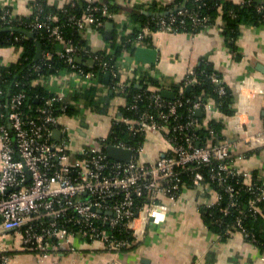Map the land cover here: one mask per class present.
<instances>
[{
	"label": "built area",
	"instance_id": "obj_1",
	"mask_svg": "<svg viewBox=\"0 0 264 264\" xmlns=\"http://www.w3.org/2000/svg\"><path fill=\"white\" fill-rule=\"evenodd\" d=\"M86 1L89 4L84 12L69 17L70 25L79 31L86 42H65L58 54L65 58L67 70L61 75L52 73L39 79L51 87L61 78L62 87H67V94L71 96L76 91L83 92L92 87L96 90V96L102 95V87L103 95L106 96L110 91L127 95L133 81L137 84L147 83V90L152 91L149 94L152 100L144 104V110L138 118L122 115L112 119L110 115L112 124L125 123L129 131L141 133L146 142L135 149L123 140L109 139V133L112 132L109 130L108 134L100 137V147L84 144L76 146L78 136H73L72 127L64 124L62 118L77 119L79 128L89 125L84 118L89 110V102L82 98L70 100L66 98V93L54 92V96L47 100V106L36 109V113L32 114L21 107L25 93L20 91L13 94L8 103V125L0 127V264H17L18 253H33L43 261L53 252L66 247L77 252L79 247L75 240L86 244L100 243L105 251L119 255L142 239L145 231L140 230V222L146 225L165 221L169 205L163 198L168 196L175 200L181 195L186 186L183 174L187 171L191 172L192 185L201 187L205 192L214 191V198L203 203L206 207L221 204V193L213 188L212 182L216 181L221 189L228 192L229 202L220 208L225 214L230 212L231 206L238 205L236 188L226 184V177L242 176L245 181L250 180L248 184L252 183V173L238 168L234 163L232 149L237 147L236 143L221 138L213 139V136H217L214 130L212 138L202 143L195 131H189L203 125L197 117V110L210 114L211 119L214 118L213 114H221L222 108L214 97L187 99L189 111L195 115H191L185 123H169L171 116L175 120L178 118L185 86L201 82L197 70L190 69L185 79L177 83L175 98L164 97L161 89H156L148 81L149 78H155L151 67L139 66L134 69L131 66L134 74L131 79L124 80L122 73L128 71L124 55L114 60L109 55L110 45L94 48L88 37L90 32H100L108 22H113L111 19L115 18L116 13L109 10L106 4H95L97 0ZM75 3L76 0H73L71 6ZM0 9L3 23L12 26L15 20H22L10 8L0 5ZM35 9L31 28L45 29L52 41H64L62 24L54 23L59 15L53 12L43 14L40 2L35 4ZM63 10L68 11V8ZM97 10H101L106 19L96 17ZM207 19L198 10L180 6L168 10L167 14L155 15L154 22L142 24L134 35L131 32L135 25L128 17L119 23L118 42L125 40V43L137 48L147 46L155 33L195 34L185 28L188 21L206 27ZM130 52V49L125 48L123 54ZM42 56L50 58L52 53L42 52ZM77 57H81L84 63L78 62ZM90 61L102 72L110 74L109 84L105 85L98 71L90 68L93 67L88 63ZM209 77L220 96L228 94L230 90L222 75L212 72ZM2 92L0 89V94ZM140 98H143L142 93L135 95V101ZM56 99L66 103L59 107L62 111L59 115L54 114L50 107ZM131 106L136 108L137 103ZM69 107L76 108L78 114H67ZM56 130L60 131L59 139L55 138ZM244 134L246 141L253 147L263 141V134H257L250 128L244 129ZM152 136L161 137L168 144L156 156L146 151V143ZM109 146L132 149L131 160L110 158L107 154ZM206 166H210L208 177L201 170ZM251 189L249 210L259 211L258 202L264 200V181ZM242 218L240 216L236 221V231L258 247L257 237L243 224ZM230 228L227 227V232L231 231ZM119 233H129L133 240L128 236L120 237ZM258 249L264 260V250Z\"/></svg>",
	"mask_w": 264,
	"mask_h": 264
},
{
	"label": "crops",
	"instance_id": "obj_2",
	"mask_svg": "<svg viewBox=\"0 0 264 264\" xmlns=\"http://www.w3.org/2000/svg\"><path fill=\"white\" fill-rule=\"evenodd\" d=\"M72 1L0 0V5L10 8L16 17H28L34 12L36 2L64 9ZM232 1L243 2V0ZM119 2L127 7L145 4L144 11L165 13L176 0H120ZM184 5L185 2L180 6ZM128 14L127 10L116 13L118 24L127 20ZM222 24L223 21L218 17L195 34L188 32L152 34L147 46L157 49L156 62L145 63L138 61L132 52L122 53L121 56L124 55L128 67V71H124L122 77L124 80H129L137 67H151L155 79L160 81L161 91L164 89L174 91V88L177 89V83L185 79L190 69H196L204 62H210L224 77L227 87L233 94V113L226 114L222 111L221 114L212 115L224 122L222 139L237 144V147L232 149V155L238 168L251 173L254 170L264 172V24L257 25L251 22L242 24L236 41V51L226 42ZM107 31L105 27L104 31L88 34L94 48L110 45L109 40L114 36L115 24L111 30V38H108ZM22 51V46L0 47V61L6 64L15 62ZM131 66L134 69H131ZM106 76L107 73L104 76L105 85L109 84L110 79L109 76L107 80ZM62 86V79L58 78L53 86L48 88L53 93L67 94V87ZM191 88V85H186L185 93ZM101 93L105 98L103 87ZM107 96L110 114L107 111L106 116L109 121H105L106 126H101L105 131L110 128L114 116L123 115L121 107L128 104L126 94L110 91ZM66 98L72 100L70 94H67ZM198 116L203 117V121L212 118L204 111ZM84 118L89 122V125L83 126L85 130L79 128L80 123L77 119L62 118L64 124L72 127L73 136H78L76 146L88 142L96 122L104 124L101 115L94 110L89 109ZM246 128L257 134H263V141H259L253 147L245 139ZM166 147L168 144L161 137L152 136L146 143V151L152 156L158 155ZM213 198L214 191L205 192L201 187L192 184L184 186L181 195L175 200L165 196L163 199L169 205L165 221L160 224L149 222L146 225L140 222L141 226L138 224L140 230L145 231L142 239L134 248L119 255L105 251L100 243L86 244L75 240V244L79 247L77 252H72L66 247L61 251L53 252L43 261L33 253H18L16 262L17 264H264L258 247L246 240L240 232H233L229 237L223 238L206 224L199 206Z\"/></svg>",
	"mask_w": 264,
	"mask_h": 264
},
{
	"label": "trees",
	"instance_id": "obj_3",
	"mask_svg": "<svg viewBox=\"0 0 264 264\" xmlns=\"http://www.w3.org/2000/svg\"><path fill=\"white\" fill-rule=\"evenodd\" d=\"M120 0H97L95 4L102 6L106 4L108 9L118 13L123 10L129 12V17L131 22L135 25L132 34H136L142 24L146 22H154L155 15H149L144 13L143 5L126 6L120 4ZM185 2V8L189 10H198L202 17L206 16L207 25L213 23L218 17L223 21V28L225 34V40L229 47L236 51V41L240 32V26L244 23H255L257 25L264 24V1L257 2L256 0H243V2L238 3L232 0H176L174 4H171L168 9L173 10ZM37 3V2H36ZM42 3L43 14L48 12H53L59 15V19L54 23L58 22L62 24L63 29V39L64 41H52L48 38L45 29L33 30L30 26V22L35 17L36 9L28 17L21 16L22 20H15L11 25L3 23L0 20V47L7 46H22L23 51L19 55L15 62L10 64L0 63V89L3 92L0 94V127L2 125H8V114L10 108H8V103L13 94L16 92L23 91L25 93L24 102L22 104V109L27 113H36V109L46 107L47 100L54 96L51 89L48 88L40 77H48L52 73H63L67 70L68 64L64 57L58 54V51L63 47L65 42L71 41L73 43H85L86 39L79 33V31L70 25L69 17L72 14L80 15L88 6L86 0H76L74 6L71 4L67 7L68 11H64L61 8L50 7L47 4ZM152 8V6L150 7ZM156 8H153L155 10ZM167 9V10H168ZM1 14V9H0ZM95 16L100 19H106L101 10L95 12ZM115 24L114 36L109 40L110 46L109 51L114 60L121 56L125 48L131 50L132 53L135 52V47L131 43L118 42V30L119 24L116 18L111 19ZM22 21V22H20ZM24 29L32 31L35 34L34 37H30L24 31L19 29ZM102 28V31H104ZM187 30H192L195 33L202 30L204 25H195L193 22L188 21ZM38 39L43 45V52L50 51L52 56L47 58L42 56L36 59L37 53V41ZM1 60V59H0ZM1 62V61H0ZM84 67H90L88 64H82ZM36 66L39 68L36 69ZM98 71L100 80L104 81L105 72L99 70L97 66L90 67ZM197 72L201 76V82L199 84L193 85L191 90L181 97L183 104L178 108V118L175 120L173 116L170 117L169 123H175L177 121L187 122L191 115L189 111L190 104L186 102L187 99H196V97H214L222 108V111L226 114H232V102L233 94L231 90L225 96H220L215 90L213 83L209 75L212 72H217L220 74L210 62H204L201 66L196 68ZM221 75V74H220ZM150 82L154 85L156 89H161L162 86L160 81L155 78H149ZM176 90V88H174ZM95 88H88L83 92L76 91L72 94V98L84 99L89 102L88 106L90 111H97L99 114H105L109 108L108 96L105 98L102 95L96 96ZM142 93L143 98L135 101V95ZM152 91L147 90V83L142 82L137 84L135 81L132 82L130 86V92L126 95L128 99L127 106L121 107V112L124 116L131 118H138L142 111L144 110V104L151 102L149 94ZM109 95V94H108ZM71 97V95H70ZM70 99V98H68ZM137 103L136 108H132V104ZM66 104L64 100H54L50 107L53 109V113L56 115L62 114L59 107ZM153 111L154 108H153ZM67 114H78L76 108L69 107ZM198 115V114H197ZM198 119L203 123L202 126L193 128L189 131H195L198 136H200V141L203 143L208 139L212 138V130L217 133V136H213V139H222V129L224 127V122L222 120L213 118L208 121H203V117L197 116ZM112 132L109 133V139L114 141L123 140L133 148L137 149L140 145L146 142V139L141 133H134L129 131L127 125L123 122H115L110 126ZM1 133V132H0ZM201 170L208 177L210 172V166L202 167ZM183 178L186 181V185L191 184V172H184ZM264 181V175L259 170H254L252 172V183L248 184L245 178L242 176L228 175L226 177V184H230L236 188L237 191V201L238 205L231 206L230 212L225 214L221 211V207L225 206L229 202V194L225 190L218 186L216 181L212 182L213 188L219 190L222 196L221 204L214 205L212 207H206L204 204H200L199 210L206 224L215 232H218L223 238L229 237L233 232H236V221L238 217L243 216V224L247 229L254 233L257 237L258 247L264 250V200L258 202L259 211L255 212L249 210V198L252 196V187L257 184H261ZM219 221V222H218ZM227 227L230 228V232H227ZM120 237L128 236L129 233H119ZM131 240L133 238L130 237ZM134 244L131 248H134Z\"/></svg>",
	"mask_w": 264,
	"mask_h": 264
},
{
	"label": "water",
	"instance_id": "obj_4",
	"mask_svg": "<svg viewBox=\"0 0 264 264\" xmlns=\"http://www.w3.org/2000/svg\"><path fill=\"white\" fill-rule=\"evenodd\" d=\"M257 2H263L264 0H256ZM144 13L146 14H153V15H159L161 14V12H148V11H144ZM167 12H165V14H167ZM163 14V13H162ZM114 27V23L113 22H108L106 24V28L108 29L107 31V36L108 38L112 37V32L111 30ZM21 31H24L25 33H27L30 37H34L35 38V34L32 31H28V30H24V29H19ZM37 41V53H36V59L41 58L42 56V52H43V45L42 43L36 39ZM157 49L153 48V47H148V46H138L134 52V56L138 61H142L145 63H155L157 60ZM77 61L80 63H84L81 57H77ZM90 65H93V62L90 61L88 62ZM110 76L109 73H107V80L108 77ZM189 89V88H188ZM162 95L166 98H175V92L171 91V90H167L164 89L162 90ZM202 110H197V114H200ZM55 138L59 139L60 138V131L56 130L55 131ZM107 154L110 158L116 159V160H121V161H130L133 155V150L130 148H123L120 146H109L107 148Z\"/></svg>",
	"mask_w": 264,
	"mask_h": 264
},
{
	"label": "rangeland",
	"instance_id": "obj_5",
	"mask_svg": "<svg viewBox=\"0 0 264 264\" xmlns=\"http://www.w3.org/2000/svg\"><path fill=\"white\" fill-rule=\"evenodd\" d=\"M100 115H101V119L104 120V124L96 122V124L94 125V132H92L90 134L91 136L88 138V142L84 144L86 146H97V147H100L101 146L100 145V137L109 133L110 128L108 130H106V131H105L104 128H101L102 125H105V126L107 125V123L105 121H107V120L109 121V118L106 116V113L105 114H100Z\"/></svg>",
	"mask_w": 264,
	"mask_h": 264
}]
</instances>
